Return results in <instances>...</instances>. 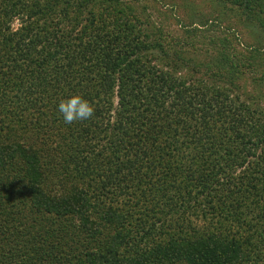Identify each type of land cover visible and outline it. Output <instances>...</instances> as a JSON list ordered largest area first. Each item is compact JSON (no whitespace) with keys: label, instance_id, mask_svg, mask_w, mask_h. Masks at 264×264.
<instances>
[{"label":"trees","instance_id":"1","mask_svg":"<svg viewBox=\"0 0 264 264\" xmlns=\"http://www.w3.org/2000/svg\"><path fill=\"white\" fill-rule=\"evenodd\" d=\"M155 1L227 27L193 60L121 0H0V264H264V0Z\"/></svg>","mask_w":264,"mask_h":264},{"label":"rangeland","instance_id":"2","mask_svg":"<svg viewBox=\"0 0 264 264\" xmlns=\"http://www.w3.org/2000/svg\"><path fill=\"white\" fill-rule=\"evenodd\" d=\"M121 3H128L131 6H136L137 9L143 11L142 14L146 18V23L144 25H137L136 28L140 29H146L147 24L151 23L155 27H159L160 30L163 32V44L171 43V44H177L181 45L183 47V56L188 59H195V58H202L200 57V54H193L190 50L185 48V42H191L195 41L197 44L205 42L208 38L211 37V34L216 32L218 33L219 29H223L226 26L225 22H221L219 24V28H212L209 27L208 29L202 28L199 29V32H195L198 36L195 37L194 40H188L183 37V32L186 29L180 28L176 24V17H182L181 10H179V6H176L174 9H170L166 5H161L157 3L155 0H121ZM197 3V1H196ZM209 5L203 1V4L201 5V8H198L201 12L204 13L207 12V7ZM204 8V9H203ZM203 9V10H201ZM200 11L195 12L194 16L198 17L200 16ZM143 20V18L141 17ZM226 21L229 22V24L233 25L232 18H227ZM17 20H14L11 23V28H15L17 25ZM235 25V24H234ZM235 29H239L237 26H235ZM214 31V32H213ZM220 32V31H219ZM155 63L161 64V60H153ZM244 61V62H243ZM252 64H255L259 67L260 62L258 60L253 61ZM247 64L249 63L247 60H241V63ZM186 68L183 66L182 68H179L180 72H183ZM256 69V68H255ZM247 71V70H246ZM258 71V70H255ZM253 71H247L244 72V74L240 75V81L243 82V89H242V95L239 96L240 99H245L246 102L250 103L252 106H262L264 108V75L260 72L259 74L257 72ZM233 94V93H232ZM113 102H116V99H113ZM158 197H160V200L157 203V206H154L153 209L158 210L161 205H165L164 200L161 198L159 194H157ZM139 199H147L150 201H154L155 198L151 196V194H140L138 195ZM132 200V197L130 198ZM23 220V218H21ZM2 264H8L6 260L2 262ZM253 264V262H252Z\"/></svg>","mask_w":264,"mask_h":264},{"label":"clouds","instance_id":"3","mask_svg":"<svg viewBox=\"0 0 264 264\" xmlns=\"http://www.w3.org/2000/svg\"><path fill=\"white\" fill-rule=\"evenodd\" d=\"M57 110L67 124L88 120L95 114L94 106L80 95H72L67 99H62Z\"/></svg>","mask_w":264,"mask_h":264}]
</instances>
